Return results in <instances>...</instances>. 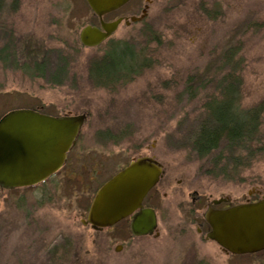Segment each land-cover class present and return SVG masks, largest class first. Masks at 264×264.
I'll return each instance as SVG.
<instances>
[{
  "label": "rangeland",
  "instance_id": "obj_1",
  "mask_svg": "<svg viewBox=\"0 0 264 264\" xmlns=\"http://www.w3.org/2000/svg\"><path fill=\"white\" fill-rule=\"evenodd\" d=\"M0 3V50L8 46L0 59V119L28 108L87 116L57 176L31 188L0 190V264H264V253L222 257L197 233L201 217H185L187 211L170 199L159 202L158 237L135 238L128 221L99 233L81 222L100 186L138 157L155 156L177 180L187 179L213 198L242 202L255 186L264 188V155L246 160L247 152L226 153V160L242 162L241 169L220 175L211 162L223 154L200 159L191 137L210 102V86L232 67L241 79L242 109L263 107L264 126V28L258 30L257 16L264 0H157L151 36L125 41L137 47V60L150 55L153 66L111 89L88 78V64L102 53L78 46L76 31L91 19L83 2ZM46 54L68 58L64 84H48L27 71Z\"/></svg>",
  "mask_w": 264,
  "mask_h": 264
},
{
  "label": "water",
  "instance_id": "obj_2",
  "mask_svg": "<svg viewBox=\"0 0 264 264\" xmlns=\"http://www.w3.org/2000/svg\"><path fill=\"white\" fill-rule=\"evenodd\" d=\"M99 17L129 0H86ZM102 23L105 32L86 27L81 44L100 45L119 25ZM86 115L54 117L30 109L13 110L0 119V189L15 190L37 186L60 171L77 144ZM162 167L153 158L139 157L104 183L95 194L84 226L94 231L131 219V233L142 237L157 229L153 210L142 203L159 182ZM222 201H214L217 206ZM205 220L211 227L208 238L235 255L264 250V197L225 210L209 208Z\"/></svg>",
  "mask_w": 264,
  "mask_h": 264
},
{
  "label": "trees",
  "instance_id": "obj_3",
  "mask_svg": "<svg viewBox=\"0 0 264 264\" xmlns=\"http://www.w3.org/2000/svg\"><path fill=\"white\" fill-rule=\"evenodd\" d=\"M136 48L134 45L122 43L116 45L111 53L91 60L87 72L91 84L101 89H111L120 81L130 82L151 68L153 59L145 54L142 61L137 60L139 52ZM5 49H8V46L0 50L2 60H5L2 55ZM61 56L51 58L46 54L40 61H35L32 68H27V71L34 78L45 80L48 84L62 85L69 78L70 64L68 58ZM229 58L227 55L225 60ZM229 64L228 61L227 65ZM232 70H234L233 67ZM232 70L229 74L222 76L215 87L210 86L213 91L208 96L210 102L205 105L206 111L203 113V118L195 121L192 126L195 131L191 134L192 148L200 159L217 153L223 154V161L215 157L211 162L213 166L220 167L216 168L219 169L218 172H214L216 169L212 170L220 175L235 174L238 169H241L239 165L242 162L237 165V160L230 156L226 160L224 156L226 153L245 152L246 154L247 152L244 157V159L247 158L246 160L256 155H264V132L261 133V129H264L261 120L263 107L242 109L241 79ZM34 110L42 112L38 109ZM230 167L232 169L228 170Z\"/></svg>",
  "mask_w": 264,
  "mask_h": 264
},
{
  "label": "flooded vegetation",
  "instance_id": "obj_4",
  "mask_svg": "<svg viewBox=\"0 0 264 264\" xmlns=\"http://www.w3.org/2000/svg\"><path fill=\"white\" fill-rule=\"evenodd\" d=\"M45 1L53 6H57L71 1L83 2L88 7L91 19L90 21L88 20L84 22L82 28L79 31L78 30L76 31V40L80 48H87L92 50L97 49L101 51L102 55H107L111 53L116 45L125 43L126 40H136L146 35L151 36L153 30H155L154 22L156 20L157 10H158L157 0H129L120 8L111 11L103 15L102 17H99L97 14H95L92 11L86 0H45ZM0 7H1V3H0ZM262 14H264V12L260 11L257 13L258 18L261 20L260 23L261 27L258 30L264 28V16H262ZM117 21H120L119 25L117 26V29L100 45L96 47L88 48L81 44L80 41L81 32L86 27L95 28L100 30L101 32H105L102 28V23L111 24ZM253 28L257 29L256 27ZM121 30H124V33H122L121 36L119 37L120 34L119 32H121ZM230 31H231L230 40L232 42L233 41L232 33L234 31L233 30ZM233 51L234 49L231 46L230 60L232 62L235 60L234 55H236L235 54L236 50L234 52ZM77 144L75 145V147L77 146ZM75 147L72 149V151L75 149ZM148 157H151L160 163L162 167V175L157 185L153 187V189L148 193V195L145 197L142 203L143 209L153 210L157 218V229L154 231L152 235H148L144 237H158L160 235L158 218H159L160 209L162 208L159 202L161 200L170 199L174 202L177 208L184 209L187 211L184 213V215L186 214L185 217L192 218L195 220L198 217H201V222L196 229L197 233L199 235H204L203 242L207 244H211L212 246L216 247L222 257H225L227 259L233 256H236L235 258H239V257L243 258L244 256L251 257L264 253V250L255 254H248V255H235L228 252L227 250L222 248L217 242L211 241L208 238V235L211 233V227L205 220V213L210 207L215 210H225L236 205L255 203L261 200L264 197V188L262 186L261 187L255 186L253 188L254 192L248 194V197L244 198V201L242 202H236V199L232 198L231 196H224V195L218 198H213L211 194H207L206 192L202 191L198 186L191 184L187 179L177 180L175 174L171 170H168L167 167L163 163H161L155 156H148ZM68 161H69V155L67 157V161L64 167H66ZM64 167L62 168V170L64 169ZM61 171H59L57 174H59ZM57 174L50 177V179L57 176ZM216 200L222 201V203L217 206L213 205V202ZM125 221H128L131 224L130 218L126 219ZM123 248L124 246H120V248L117 247L116 250L118 251ZM193 248H195V243L193 244ZM196 264H206V262L203 260Z\"/></svg>",
  "mask_w": 264,
  "mask_h": 264
}]
</instances>
